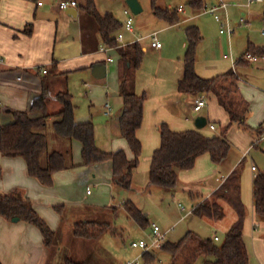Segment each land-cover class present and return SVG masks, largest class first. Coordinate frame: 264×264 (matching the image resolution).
I'll return each mask as SVG.
<instances>
[{
	"label": "crops",
	"instance_id": "crops-1",
	"mask_svg": "<svg viewBox=\"0 0 264 264\" xmlns=\"http://www.w3.org/2000/svg\"><path fill=\"white\" fill-rule=\"evenodd\" d=\"M39 1L42 2V4H39ZM62 1L63 0H60L58 5L57 3L55 4L58 13L54 12V17H49L47 14H51V12L45 9L40 10V8L45 6L44 0H0V126L14 121L11 110H27L30 108L32 100L42 92L43 75L48 73H43L42 68L48 70V67L55 60L58 62V72H70L68 77V89L73 95V98L74 93L71 85L72 76L82 69H84V71L80 74L84 73L83 79L86 84H89L90 87H93V85L98 87L96 85L98 84L99 88L105 89L106 96L102 97L103 102L101 103V108L108 119L106 123L101 125L102 130L100 133L95 134L96 145L99 149L108 152L120 149L125 150L128 157L132 158V151L125 138L120 134L119 127V118L123 111V100L119 93L120 54L117 49L102 52L101 47L105 45L97 32L93 20L86 18L88 16H85L83 20L80 19L82 17V11L79 7L60 9L59 3ZM217 1L218 0H211L206 5ZM79 2L80 1H77L78 6L84 4L83 1L82 3ZM182 12H185V9ZM221 13L224 15V12ZM29 24H31L32 30L30 33H27L25 30ZM62 30L63 40L60 39ZM127 32L131 35L123 34L124 44L135 41L140 42L141 38L135 36L134 29L132 32ZM155 33L158 34V32ZM262 33L264 34V27ZM60 43L65 44L67 47V50L61 47L65 54L63 52H58V48L61 45ZM149 46L151 49L158 50L162 55L163 45L160 48H156L153 47L150 42ZM184 46L185 48L187 47V41L184 43ZM144 50L147 52V48H144ZM66 52H70V55H67ZM244 54L245 53H243L242 56ZM108 57L114 60L108 61ZM110 64L115 65L114 68ZM238 64L240 65V71L237 69ZM237 65L231 70L236 74L239 91L248 101L252 111L248 122L250 121L256 128L260 125L264 126V92L259 90L257 87L258 85L252 86L247 81L251 73L250 67L256 66L257 68H264V57H259L256 61L243 60L237 63ZM141 67L138 71H140ZM138 71L133 79L136 92V77ZM111 72L114 73V76L116 75L117 78V85H113L112 89H110L108 84V75ZM62 85L63 82L61 78L56 77L52 80V95L48 104V112L50 114L57 113L60 110L61 105L53 96L55 92L62 89ZM110 93L112 95H110ZM143 93H145L148 98L147 92L144 91ZM178 93L180 94L181 92L178 91ZM155 96L156 99L154 100L157 102V109L153 110L152 119L148 120L147 116L145 118L144 108V120L141 128L137 132L138 138L142 143V155L139 167L134 170L131 191L134 190L139 193L141 189L137 186L139 185V178L140 176H145V174L148 175L153 152L161 144L160 132L158 129L161 123L169 124L174 131L191 129L197 130L208 137L225 135L232 146L227 160L220 165L214 164L209 154L199 156L193 169L178 171L179 180L176 188L166 189L169 193L173 194L180 185V178L191 184L195 182L196 185L185 186L190 197L193 199L192 208L186 215L194 214L193 209L196 205L201 203L204 199L211 197L213 192L218 189L226 177L236 167H243L244 162L254 148L260 149L262 147L261 145L264 143V137L261 136L258 139L256 146L254 135L248 132L250 134L249 141L246 144L242 143L238 137L236 138V134L240 128L232 126L225 129L226 127L223 128L221 125L222 127L220 126L219 129L218 127L212 129L211 124L214 123L209 122L208 119L202 115L198 116L194 123L187 122L188 120L185 121L169 113L163 103L157 99L158 95ZM187 96L188 94H185V97ZM198 96H207L208 98V118L211 116L214 122L223 121L224 124H229V115L219 104L215 95L211 93L197 94L194 95L195 99ZM185 97L182 96V98ZM91 98L93 97L91 96ZM53 99H55L59 105H54L52 111L49 107ZM107 104L111 106L109 114L106 109ZM95 109L96 108H94L93 111ZM34 115L40 116L42 113L37 112L34 113ZM76 121L85 122L87 119L76 117ZM208 123L210 127L208 126L209 129H206ZM81 149V143L77 140H73L72 162L75 166L54 173V184L51 187L44 186L37 178L31 177L28 174L26 161L22 157H5L0 155V166L2 167L0 192L7 193L17 188L24 190L25 195L32 200L36 211L48 222L52 229L56 228L58 216H60V214L54 210V207L61 204L67 207H73L72 210H74L75 214L77 213V218L81 217V219L77 221L90 219L107 220L106 216L110 214V209L108 208L111 206L117 207L118 204L109 202L108 199L104 201L103 199L105 196H101L100 194H97L96 197L93 198L94 201H91L90 198L98 189H112L113 192L120 189L113 182L112 163L110 161H105L94 165H83L80 155ZM253 165L257 166L256 171L252 170ZM251 170L253 174V185L255 174L260 170H264V167L260 168L254 163L251 165ZM92 173L94 174L93 177ZM90 183L97 184L98 189L96 191L88 189ZM149 183L150 181H148L147 187L151 189V186H149L151 184ZM84 196L87 198L84 200L85 202L90 201L81 206ZM99 197H101L102 200ZM243 199H245V197ZM125 200L126 199L119 205L122 206ZM100 204L104 205L100 206ZM222 205L225 209V217L227 211L231 208L230 212L232 219L226 227V233L237 220V213L227 202H222ZM227 205H229V207ZM250 209L251 210L246 207V216L248 218L249 214L252 213V232L256 253L258 254V264H264V220L257 216L254 210V200L251 203ZM89 216L92 217L90 218ZM62 217L65 218V221H68L65 210ZM77 221L72 223L71 220H69L68 222L69 226L71 225V231L68 230L69 237L66 241L71 248L68 247L67 250L72 257H66L65 264L67 259H71L75 262H84L85 264H96L94 260L97 259V264H110L111 260L109 256H111V253L107 249L106 251L100 249L96 239L88 240L76 238L74 236L73 225ZM244 225L246 229V224ZM136 227H138L137 224ZM169 232L170 230H167L164 233L167 235ZM256 232H258V237L255 235ZM216 237H218L217 240H219V236L215 235V240ZM71 243H75L76 245L74 244L73 246ZM62 249V246H56V244L47 248L44 245L40 230L35 225L21 220L17 222L9 221L0 216V264H54L57 256L62 254ZM155 256L157 257L156 252ZM127 261H125L124 264H126ZM146 264H156V262L148 263L146 261Z\"/></svg>",
	"mask_w": 264,
	"mask_h": 264
},
{
	"label": "trees",
	"instance_id": "trees-1",
	"mask_svg": "<svg viewBox=\"0 0 264 264\" xmlns=\"http://www.w3.org/2000/svg\"><path fill=\"white\" fill-rule=\"evenodd\" d=\"M154 15L166 20L169 25L181 22L178 8L162 7L160 0H150ZM188 5L194 11L205 7L204 0H188ZM80 10L90 16L104 45L118 50L119 61V93L123 100V111L119 118L121 135L126 139L132 158L125 150L108 152L96 145L95 126L91 121L77 122L75 119V104L73 95L68 89L69 71L58 72V62L53 61L47 74L42 77V92L36 96L27 110H11L14 121L0 126V155L5 157H22L27 164L31 177L37 178L44 186L54 184L53 175L58 171L69 169L75 165L72 162V141L81 143L83 165H94L105 161L112 163L113 182L124 190H130L133 185L134 170L139 167L142 155V143L137 132L144 119V104L147 95L137 94L134 87V76L141 67L145 50L139 41L119 46L117 33L122 30L121 22L113 13L101 14L96 0H84ZM31 24L25 32L30 33ZM187 49L184 55V73L178 81V90L182 94H213L219 104L227 111L230 121L225 129L232 126L242 128L254 135V142L264 134V126L252 129L248 120L252 114L248 101L242 96L237 83V76L230 70L214 78L200 76L195 68L196 46L202 36L196 25L187 26ZM247 52L257 57H264V46L249 44ZM243 61L241 57L237 63ZM61 78L63 87L55 92L54 98L61 107L57 113L48 112L49 99L52 95V80ZM41 112L36 116L34 113ZM53 117V129L59 138L61 150H50V139L43 132L48 120ZM161 144L153 152L149 169L150 184L174 189L178 185V171L191 170L195 167L199 156L209 154L211 161L220 165L225 162L231 151V143L225 135L208 137L197 130L174 131L169 124L159 126ZM2 169L0 166V177ZM254 208L257 216L264 220V170L255 174L253 180ZM222 202H227L237 213V220L225 234L222 243L217 244L211 238L202 239L192 231H188L177 242L165 241L162 250L171 255L170 264H195L203 258L201 264H250L249 251L244 240L243 231L247 215L242 199V167H236L222 182L211 197L196 205L193 213L214 221L225 217ZM123 209L138 226L149 224L148 217L133 201L127 200ZM55 209L63 214L65 205H56ZM110 213L117 210L111 206ZM0 216L12 221L19 220L35 225L43 236L44 245L50 248L54 245L56 232L47 221L39 215L22 189H14L7 193L0 192ZM107 220H82L73 225V234L82 239H98L110 229ZM148 263L156 260L155 252L143 254ZM66 264H85L66 260Z\"/></svg>",
	"mask_w": 264,
	"mask_h": 264
},
{
	"label": "rangeland",
	"instance_id": "rangeland-1",
	"mask_svg": "<svg viewBox=\"0 0 264 264\" xmlns=\"http://www.w3.org/2000/svg\"><path fill=\"white\" fill-rule=\"evenodd\" d=\"M44 1L45 6L40 8V10H48L51 14L48 13L47 15L49 17H54L55 13H58L55 4L57 3L58 5L60 0ZM77 1H80L79 3H82V1L84 2V0ZM139 1L143 7V11L139 14H132L134 16L133 25L135 36L140 37L141 45L143 48H147L143 65L136 77L137 93L142 95V93L146 91L148 94V98L144 104L145 118L147 116L148 120L152 119L153 110L157 109V102L154 99H156L155 95H158L157 99L163 103L169 113L176 117L194 123L195 119L202 115L205 116L209 122L214 123L216 128L218 127L219 129L221 125L225 128L227 123L224 124L223 121L214 122L211 116L208 118L207 96H203L206 99L207 105L201 112L197 113L194 111V95L188 94L187 97L182 98L185 94L178 93V81L182 78L184 73V55L187 49V47L185 48L184 46V43L187 41L185 29L190 25L199 27L202 38L196 46L195 68L200 76L204 78H214L234 69V63L242 57L243 53L247 52L249 44L264 46V34L262 33L264 27V0L250 4L249 0H225L230 4L228 18L230 28L233 31L230 35L220 32L221 23L216 20L213 14L203 12L204 9L201 11L192 10L188 5V0H160L159 5L162 7L168 6L170 8H176L180 5L184 7L185 12H180L181 22L173 26H170L166 20L154 15L150 0ZM210 1L211 0H204L205 5ZM96 5L101 14L107 12L113 13L121 22H124L126 19L124 10L129 8L126 0H96ZM78 7L80 8V5ZM85 16H88L86 18L90 19V16L84 12H82V17L80 19L83 20ZM121 31L124 35H131L123 28ZM155 32H158L157 37L163 45L162 55L158 50L151 49L149 46L152 41L151 35ZM60 37L61 40L64 39L63 30L60 33ZM61 47L67 50L66 45L61 44L58 48L59 53H64ZM66 54L70 55V52H66ZM224 55L228 57L225 58ZM111 66L114 68L115 65ZM252 67H250L251 73L247 81L252 86L258 85L257 87L259 90L264 92V68ZM239 68L240 65L238 64L237 69L239 70ZM83 71L84 69L79 70L78 73L72 76L71 85L74 93V104L76 106L75 119L77 117L87 119L85 122L91 121L95 126V134H97L102 130L101 125L106 123L108 119L101 108V103L103 102L102 97H105L106 93L105 89L99 88L98 84H96L98 87L94 85L90 87L89 84H86L83 79L84 73L80 74ZM108 84L110 89H112L113 85H117L116 75L114 76L112 72L108 75ZM110 95L112 94L110 93ZM91 96L93 98H91ZM54 105H59L55 99L50 102L49 108L52 111ZM94 108L96 109L93 111ZM53 121L54 118L48 120V124L43 129V132H45L50 139V150H61L62 148L59 145V141H57L59 138L56 136L53 129ZM248 125L252 129L256 128L250 121ZM208 126L209 123L206 129H209L210 126ZM248 132L249 131L241 128L238 130L236 138L238 137L242 143L246 144L250 138ZM261 146L260 149H253L242 167V199L245 197L243 202L249 210H251V203L254 200L251 165L255 163L260 168L264 167L262 166L264 165V150H262L264 149V143H262ZM93 175L92 173V177ZM148 181L149 172L148 175L145 174V176H140L139 185H137L141 188L139 193L134 190H124L121 188L113 192L112 189H98L97 184L94 183L88 185V189H91V191H96L98 189L97 192L91 196V201H94L93 198L96 197L97 194H100L101 196H105L103 199L104 201L108 199L109 202L118 204L116 212L106 216L107 221L111 223L110 229L96 239L100 249L104 251L107 249L111 253V256H109L111 260L110 264H124L125 261L133 260L137 257H139L141 264H146V260L143 256L144 250L132 247L131 243L133 241H139L140 239L151 241L153 232L152 223L157 224L162 232L170 230L166 235L165 241L177 242L188 231H192L202 239L211 238L217 244L222 243L225 238L226 227L232 219L230 212L231 208L227 211L226 217L219 221H211L209 218L200 217L195 214L186 215L192 208L193 199L190 197L185 186L196 185L195 182L191 184L180 178V185L176 191L171 194L165 188L152 184L149 185L151 186V189H149L147 187ZM99 198L101 199V197ZM82 199L83 202H81V206L90 201L85 202L84 200L87 199L85 196ZM124 199H126L125 201H133L143 210L148 217V225L136 227V223L129 218L123 207L119 205ZM91 203L95 204L94 202ZM101 205L104 204H100V206ZM227 206L229 207V205ZM66 207L67 206H65V213L67 214L68 221H65V218L62 217L64 213L61 215L54 209L60 214V216H58L57 226L53 229L56 232L54 244L63 247L62 254L57 256L54 264H65L66 257H72L67 250L68 247L71 248L66 241L69 237L68 230L71 231V225L69 226L68 222L71 220L73 223L81 219V217L77 218V213L75 214L74 210H72L73 207ZM246 218L244 223L246 224V229L244 225L243 231L244 240L247 243L251 264H258V254L256 253L252 232V213L249 214L247 220ZM215 235L219 236V240H215ZM255 235L258 237V232H256ZM74 244L75 243H71L73 246ZM151 251L157 253L155 260L156 264L171 263V255L168 252L161 248ZM202 260V257L199 258L195 264H201ZM94 261L97 264V259Z\"/></svg>",
	"mask_w": 264,
	"mask_h": 264
},
{
	"label": "built area",
	"instance_id": "built-area-1",
	"mask_svg": "<svg viewBox=\"0 0 264 264\" xmlns=\"http://www.w3.org/2000/svg\"><path fill=\"white\" fill-rule=\"evenodd\" d=\"M260 1H262V0H249V4L253 3V2H260ZM39 4H42V2L39 1ZM69 7L77 8L78 7L77 1L76 0H63L62 2L59 3L60 9H67ZM228 9H229L228 2H226L225 0H218L217 2H213L211 4L206 5L204 7L203 12L213 14L215 16L216 20L221 23L220 32L221 33H228L230 35V34H232L233 31L230 28V24H229ZM178 11L179 12L184 11V7L179 6ZM221 12H224V15H222ZM124 13L126 15V19L123 22V29L126 31H129V32H132L134 29V25H133L134 24V16L132 14L133 12L130 8H126L124 10ZM123 37H124L123 32L120 30L116 35V39L119 43V46L127 45V44L123 43ZM151 38H152L151 45L153 47L160 48L162 46V43L157 38V33H153L151 35ZM113 49H115V48H113L111 46H106V45L101 47L102 52H108V51H111ZM224 56H225V58L228 57L227 55H224ZM242 58L245 60H249V61H256L259 57L251 54L250 52H246L242 56ZM107 60L113 61L114 59L111 57H108ZM236 65H237V61L234 63V68ZM42 72L47 73V70L42 68ZM0 105H1V102H0ZM206 105H207L206 99L203 96H198L195 99L194 110L196 112H199ZM106 109H107V113L109 114V112L111 110V106L109 104H107ZM211 128L215 129L216 126L214 124H211ZM262 136L264 137V134ZM252 170L256 171L257 166L253 165ZM152 228H153V232H152L151 241H147V240L133 241L131 243V246L134 248H139V249L144 250L143 253L150 252L151 250L161 248L163 243L166 240V233L162 232L160 227L155 223L152 224ZM217 239H218V237H216V240ZM126 264H141V262L139 260V257H137L136 259L127 261Z\"/></svg>",
	"mask_w": 264,
	"mask_h": 264
},
{
	"label": "water",
	"instance_id": "water-1",
	"mask_svg": "<svg viewBox=\"0 0 264 264\" xmlns=\"http://www.w3.org/2000/svg\"><path fill=\"white\" fill-rule=\"evenodd\" d=\"M126 2L134 14H139L143 11V7L139 0H126ZM183 97H185V95H183ZM12 221L17 222L19 221V218H13Z\"/></svg>",
	"mask_w": 264,
	"mask_h": 264
}]
</instances>
